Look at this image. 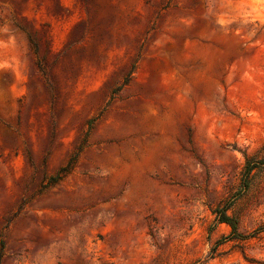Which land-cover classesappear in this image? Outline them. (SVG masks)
<instances>
[{"label": "rangeland", "instance_id": "obj_1", "mask_svg": "<svg viewBox=\"0 0 264 264\" xmlns=\"http://www.w3.org/2000/svg\"><path fill=\"white\" fill-rule=\"evenodd\" d=\"M263 156L264 0H0V264H264Z\"/></svg>", "mask_w": 264, "mask_h": 264}, {"label": "trees", "instance_id": "obj_2", "mask_svg": "<svg viewBox=\"0 0 264 264\" xmlns=\"http://www.w3.org/2000/svg\"><path fill=\"white\" fill-rule=\"evenodd\" d=\"M264 165V156L258 160H254L253 158L250 157H246L245 158V165H244V171L246 174V177L249 176V174L251 173V171L257 167H261ZM227 210L228 207H225L224 209H222L220 211V216L217 218L219 223H226L230 226L231 228V232L230 234L226 237L227 240H245V239H249L251 237H255V235L257 233H259L260 231H263L264 228H257L255 231L251 232V233H241L238 231V220H236L235 218L229 216L227 214ZM215 255V250H212L211 253L209 254V258L214 257ZM196 264H202V262L197 261Z\"/></svg>", "mask_w": 264, "mask_h": 264}]
</instances>
